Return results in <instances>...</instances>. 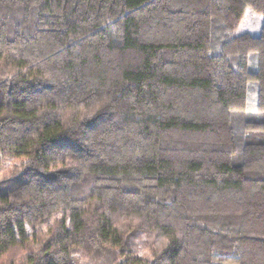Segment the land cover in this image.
Wrapping results in <instances>:
<instances>
[{"label":"trees","instance_id":"1","mask_svg":"<svg viewBox=\"0 0 264 264\" xmlns=\"http://www.w3.org/2000/svg\"><path fill=\"white\" fill-rule=\"evenodd\" d=\"M0 177V264H264V0H0Z\"/></svg>","mask_w":264,"mask_h":264},{"label":"rangeland","instance_id":"2","mask_svg":"<svg viewBox=\"0 0 264 264\" xmlns=\"http://www.w3.org/2000/svg\"><path fill=\"white\" fill-rule=\"evenodd\" d=\"M261 29H262V18L259 15L253 13L251 10H248L244 20L239 25V27L233 32V34L239 36L248 33L253 36H259L261 34ZM253 61L254 59H251V64H252L251 68H253ZM254 68L257 69L255 65ZM256 111H257V91L250 90L248 93V112L255 113ZM88 262H91V258H88Z\"/></svg>","mask_w":264,"mask_h":264}]
</instances>
